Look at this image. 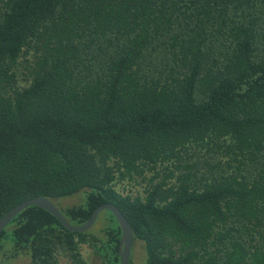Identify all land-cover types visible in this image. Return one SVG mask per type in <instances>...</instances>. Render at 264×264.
<instances>
[{
	"label": "trees",
	"instance_id": "obj_1",
	"mask_svg": "<svg viewBox=\"0 0 264 264\" xmlns=\"http://www.w3.org/2000/svg\"><path fill=\"white\" fill-rule=\"evenodd\" d=\"M37 196L115 204L146 264H264V0H0V217ZM120 236L31 204L0 264H120Z\"/></svg>",
	"mask_w": 264,
	"mask_h": 264
},
{
	"label": "water",
	"instance_id": "obj_2",
	"mask_svg": "<svg viewBox=\"0 0 264 264\" xmlns=\"http://www.w3.org/2000/svg\"><path fill=\"white\" fill-rule=\"evenodd\" d=\"M35 204L38 205L48 212H50L53 216L57 218V220L69 231L74 232H85L87 231L95 222L98 214L102 210L110 211L118 225L121 229V236L119 241V263L120 264H130V256H131V247H132V228L129 221L126 219L124 214L116 207L115 204L110 202H105L98 205L92 212L91 216L80 225H72L70 224L65 217L62 215L60 210L56 207V205L44 196L32 197L27 200L20 202L15 205L11 210H9L6 214L0 217V232L4 229V227L8 224V222L15 217L21 210L26 208L27 206Z\"/></svg>",
	"mask_w": 264,
	"mask_h": 264
},
{
	"label": "rangeland",
	"instance_id": "obj_3",
	"mask_svg": "<svg viewBox=\"0 0 264 264\" xmlns=\"http://www.w3.org/2000/svg\"><path fill=\"white\" fill-rule=\"evenodd\" d=\"M132 189L134 191H142V186H141V184L133 185ZM61 200H62L61 201L62 203L74 202V198H68V197H65ZM81 247H82V249H81L82 254L86 259L92 261L95 264H100L99 260L97 261L96 256L91 252L90 248L85 247V245L81 246ZM131 257H132L131 264H146L145 263L146 262V252L144 250L142 241L135 240L133 242V245L131 247ZM2 264H28V257L20 255L18 257L12 258L11 260H9L6 263H2Z\"/></svg>",
	"mask_w": 264,
	"mask_h": 264
}]
</instances>
